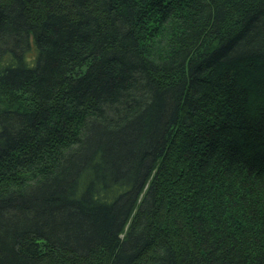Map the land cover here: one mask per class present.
<instances>
[{"label":"trees","instance_id":"1","mask_svg":"<svg viewBox=\"0 0 264 264\" xmlns=\"http://www.w3.org/2000/svg\"><path fill=\"white\" fill-rule=\"evenodd\" d=\"M0 264H264V0H0Z\"/></svg>","mask_w":264,"mask_h":264}]
</instances>
